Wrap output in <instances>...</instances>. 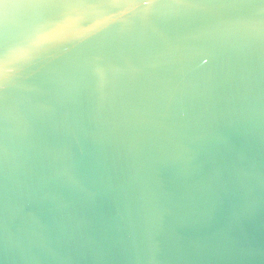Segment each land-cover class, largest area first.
Listing matches in <instances>:
<instances>
[{
    "label": "water",
    "instance_id": "water-1",
    "mask_svg": "<svg viewBox=\"0 0 264 264\" xmlns=\"http://www.w3.org/2000/svg\"><path fill=\"white\" fill-rule=\"evenodd\" d=\"M0 264H264V0H0Z\"/></svg>",
    "mask_w": 264,
    "mask_h": 264
},
{
    "label": "snow or ice",
    "instance_id": "snow-or-ice-1",
    "mask_svg": "<svg viewBox=\"0 0 264 264\" xmlns=\"http://www.w3.org/2000/svg\"><path fill=\"white\" fill-rule=\"evenodd\" d=\"M30 3H41L46 5H60L63 4L65 6L69 5L72 0H28Z\"/></svg>",
    "mask_w": 264,
    "mask_h": 264
}]
</instances>
